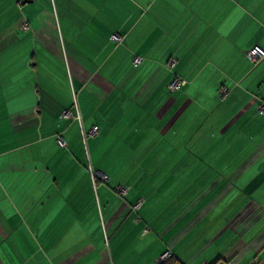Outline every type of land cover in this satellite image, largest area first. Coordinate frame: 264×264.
Wrapping results in <instances>:
<instances>
[{
  "label": "crops",
  "instance_id": "obj_1",
  "mask_svg": "<svg viewBox=\"0 0 264 264\" xmlns=\"http://www.w3.org/2000/svg\"><path fill=\"white\" fill-rule=\"evenodd\" d=\"M257 47L264 0H0V264H264Z\"/></svg>",
  "mask_w": 264,
  "mask_h": 264
},
{
  "label": "built area",
  "instance_id": "obj_2",
  "mask_svg": "<svg viewBox=\"0 0 264 264\" xmlns=\"http://www.w3.org/2000/svg\"><path fill=\"white\" fill-rule=\"evenodd\" d=\"M23 29L24 30H28L29 29V25L28 23H24L23 24ZM113 39H117V37H113ZM247 57L248 59L253 62L254 64H258L259 62H261L264 59V51L260 48H255L252 49L250 51L247 52ZM141 58L137 57L134 59V63L135 65H139L141 63ZM176 64V60L174 58H172L169 61V66L170 67H174ZM185 84V81L182 80L179 77H176L170 84H169V89L171 92H175L178 91L183 85ZM228 92L227 88H224L221 90V95L224 96L226 93ZM258 112L260 114H264V101H262L259 105L258 108ZM71 116V112L69 110H65L62 114H61V118H68ZM99 134V129L97 127H93L90 132L89 135L91 136H95ZM61 144L64 146L66 145L65 142L63 140L60 141ZM93 177L95 179H99L105 183H107L109 181V177L103 173H94L93 172ZM115 190L118 192V194H120L121 196H125L128 193V188L123 186V185H117L115 187ZM171 257V253L169 251L163 253L160 257H159V264H163L164 262H166L167 260H169ZM206 264V263H203Z\"/></svg>",
  "mask_w": 264,
  "mask_h": 264
},
{
  "label": "trees",
  "instance_id": "obj_3",
  "mask_svg": "<svg viewBox=\"0 0 264 264\" xmlns=\"http://www.w3.org/2000/svg\"><path fill=\"white\" fill-rule=\"evenodd\" d=\"M175 60H176V59H175ZM176 63H177V61H176ZM175 65H176V64H175ZM168 67H169L170 69L173 68V67H170V66H169V63H168ZM174 67H175V66H174ZM176 77H179V76L176 75V76L174 77V79H175ZM179 78H180V77H179ZM174 79H173V80H174ZM181 79H182V78H181ZM173 80H172V81H173ZM182 80H183V79H182ZM172 81H171V82H172ZM184 81H185V80H184ZM185 83H186V82H185ZM184 85H185V84H184ZM184 85H183V86H184ZM163 264H177V261L174 260L173 257H170V259L167 260L166 262H164Z\"/></svg>",
  "mask_w": 264,
  "mask_h": 264
}]
</instances>
